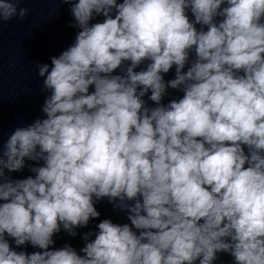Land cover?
Masks as SVG:
<instances>
[{"label": "clouds", "instance_id": "9594fccd", "mask_svg": "<svg viewBox=\"0 0 264 264\" xmlns=\"http://www.w3.org/2000/svg\"><path fill=\"white\" fill-rule=\"evenodd\" d=\"M61 2L79 31L36 66L44 118L0 151V264H264V0ZM20 3L0 0V23L24 19ZM169 88L183 96L163 104ZM26 160L43 163L6 175ZM105 198L129 223L50 250Z\"/></svg>", "mask_w": 264, "mask_h": 264}]
</instances>
